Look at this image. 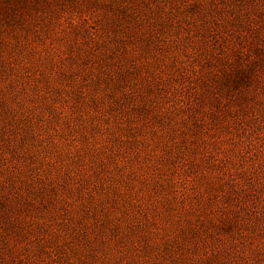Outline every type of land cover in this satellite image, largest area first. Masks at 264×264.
Returning a JSON list of instances; mask_svg holds the SVG:
<instances>
[{"label": "rangeland", "instance_id": "rangeland-1", "mask_svg": "<svg viewBox=\"0 0 264 264\" xmlns=\"http://www.w3.org/2000/svg\"><path fill=\"white\" fill-rule=\"evenodd\" d=\"M0 264H264V0H0Z\"/></svg>", "mask_w": 264, "mask_h": 264}]
</instances>
